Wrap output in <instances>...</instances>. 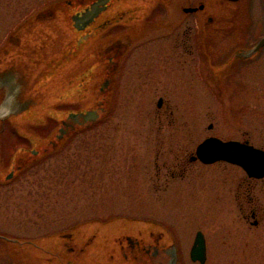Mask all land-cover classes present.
Masks as SVG:
<instances>
[{
  "label": "rangeland",
  "instance_id": "1",
  "mask_svg": "<svg viewBox=\"0 0 264 264\" xmlns=\"http://www.w3.org/2000/svg\"><path fill=\"white\" fill-rule=\"evenodd\" d=\"M43 1L26 0V8H37ZM222 5L217 2L225 9ZM222 16L219 27L226 31ZM230 20L226 33L208 37L203 46L208 53L201 79L180 81L169 74L164 80L168 116L160 117L156 94L133 93L126 81L128 91L118 97L120 108L107 120L79 132L56 155L0 184V232L36 237L95 217L151 218L177 241L183 262L197 264L188 256L195 231L202 228L212 236L217 224L224 229L228 217L238 215L233 201L231 208L227 195L220 196L228 189L222 174L244 171L224 161L189 162V157L210 135L248 140L264 149V47L250 60L223 62L235 50L232 46L264 36V1L235 2ZM209 59L216 63L210 65ZM232 68L237 70L231 73ZM92 83L84 107L93 106L97 95L98 85ZM0 89V111L10 108L11 115L16 101H8L9 88ZM2 142L7 154L20 145L11 134ZM182 160L185 172L168 167ZM1 167L8 172L7 161ZM208 248L206 264H211L214 247ZM23 254L0 241V264H33Z\"/></svg>",
  "mask_w": 264,
  "mask_h": 264
},
{
  "label": "flooded vegetation",
  "instance_id": "2",
  "mask_svg": "<svg viewBox=\"0 0 264 264\" xmlns=\"http://www.w3.org/2000/svg\"><path fill=\"white\" fill-rule=\"evenodd\" d=\"M91 1L44 0L39 7L27 9L26 0H0V87L9 88L16 101L13 114L0 120V182L9 180L1 163L7 161L8 172L13 174L26 171L36 165L34 161L56 155L76 134L90 129L86 122L76 124L67 115L90 108L83 103L92 81L98 85L93 106L109 108L104 119L120 108L118 97L128 91L126 81L133 93L156 94L160 117L168 116L164 80L169 74L180 81L201 79L202 60L208 53L203 46L208 37H221L232 26L233 5L239 0H109L91 22L76 28L71 16L81 13ZM217 2L226 8L219 9ZM221 16L226 31L220 30ZM233 70L237 68L229 71ZM83 89L81 97L76 95ZM10 134L20 145L7 154L2 140ZM48 142L51 148L44 150ZM191 161L200 162L190 156ZM184 164L182 160L168 167L185 172ZM222 179L228 189L220 196L227 195L231 208L233 201L237 218L229 216L224 229L217 224L209 237L198 228L188 249L189 259L206 264L210 245L214 247L211 264H264V176L227 172ZM199 231L205 243L203 263L191 259ZM151 234L146 229L145 235L140 232L129 240L131 234L123 232L113 240L116 251L106 253L100 264H172L173 255L174 264H185L176 240L168 242ZM85 241L80 239L78 248H69L75 259L88 256L81 248Z\"/></svg>",
  "mask_w": 264,
  "mask_h": 264
},
{
  "label": "water",
  "instance_id": "3",
  "mask_svg": "<svg viewBox=\"0 0 264 264\" xmlns=\"http://www.w3.org/2000/svg\"><path fill=\"white\" fill-rule=\"evenodd\" d=\"M108 1L93 0L81 13L73 14L71 19L74 26L82 29L106 8ZM263 46L264 36H261L254 45L249 48L238 49L234 55L236 57L251 58ZM107 112V109L104 110L98 104L96 108L93 106L82 112H70L67 117L76 124L86 122L85 126H90L101 120ZM211 126L210 124L209 127ZM63 129L66 131V126ZM60 132L64 133L63 130H60ZM49 143L46 144L44 150L51 148V146H48ZM192 159H198L207 164L226 161L239 165L250 176L258 178L264 176V150L247 141L223 140L216 136H207L196 145ZM16 173L18 172L13 174L10 171L6 178L14 177ZM146 229L152 230L151 235L153 238L161 237L168 240V242H174L173 237L169 235L164 227H161V224L150 219L128 216H111L105 221L98 218L85 220L35 239H19L1 234L0 237L10 241L26 255L28 254L27 256L33 264H100V260L106 256V253L116 251L113 240L117 239L123 232L131 234L127 236L130 240V238L134 239L133 236L140 235V232L145 235ZM80 239L86 240L81 244V248L85 250L88 256L75 259L69 248H78ZM168 247L172 248L173 244ZM172 250L174 251V249ZM191 259L199 260L201 263L205 260V243L203 234L200 231L197 232L192 246ZM174 263L175 256L173 255L172 264Z\"/></svg>",
  "mask_w": 264,
  "mask_h": 264
},
{
  "label": "bare ground",
  "instance_id": "4",
  "mask_svg": "<svg viewBox=\"0 0 264 264\" xmlns=\"http://www.w3.org/2000/svg\"><path fill=\"white\" fill-rule=\"evenodd\" d=\"M12 96H13L12 94L9 95V97H8V101H9V102H11V100H12V98H13ZM7 109H8V108H6V109H5V108H4V109H1V111H0V115L3 114V113H6V112L9 110V109H8V110H7Z\"/></svg>",
  "mask_w": 264,
  "mask_h": 264
}]
</instances>
